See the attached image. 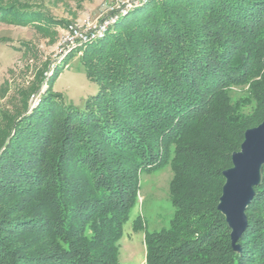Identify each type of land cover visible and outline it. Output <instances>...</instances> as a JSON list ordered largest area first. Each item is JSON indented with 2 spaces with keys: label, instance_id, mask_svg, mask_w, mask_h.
Returning a JSON list of instances; mask_svg holds the SVG:
<instances>
[{
  "label": "trees",
  "instance_id": "trees-1",
  "mask_svg": "<svg viewBox=\"0 0 264 264\" xmlns=\"http://www.w3.org/2000/svg\"><path fill=\"white\" fill-rule=\"evenodd\" d=\"M44 4L0 0V23L46 30ZM138 10L85 46L99 91L83 107L49 91L27 112L33 86L2 113L0 264H122L141 176L168 165L174 215L146 234V264H264V168L240 251L218 209L233 153L264 118V0Z\"/></svg>",
  "mask_w": 264,
  "mask_h": 264
},
{
  "label": "rangeland",
  "instance_id": "rangeland-1",
  "mask_svg": "<svg viewBox=\"0 0 264 264\" xmlns=\"http://www.w3.org/2000/svg\"><path fill=\"white\" fill-rule=\"evenodd\" d=\"M39 1L45 3L48 14L55 21L50 24L48 20L45 23L43 21L46 30L9 22L0 23L2 123H5L2 113L16 114L21 110L25 100L21 91L30 90L33 86H37V89L28 97L27 112L39 106L49 91L63 95L66 104L75 108L83 107L99 91V84L88 78L79 60L86 47L78 46L64 55L59 47L63 45L70 25L83 30L89 23L100 22L107 15L109 7H116L122 0ZM240 150L241 147L238 151ZM172 178L171 165L159 172L142 174L139 201L124 226V234L120 240L119 258L122 264H146V234L169 226L174 215L169 189ZM138 216L141 217L143 226L134 228L133 222Z\"/></svg>",
  "mask_w": 264,
  "mask_h": 264
},
{
  "label": "water",
  "instance_id": "water-1",
  "mask_svg": "<svg viewBox=\"0 0 264 264\" xmlns=\"http://www.w3.org/2000/svg\"><path fill=\"white\" fill-rule=\"evenodd\" d=\"M233 166L224 171L226 182L218 209L225 215L231 229L234 250H241L237 243L249 225L247 209L261 184L264 168V120L249 128L241 150L232 155Z\"/></svg>",
  "mask_w": 264,
  "mask_h": 264
},
{
  "label": "built area",
  "instance_id": "built-area-1",
  "mask_svg": "<svg viewBox=\"0 0 264 264\" xmlns=\"http://www.w3.org/2000/svg\"><path fill=\"white\" fill-rule=\"evenodd\" d=\"M154 0H122L116 7H109L107 15L100 21L89 23L88 27L80 30L73 25L68 27L64 37V43L59 47L62 55L67 54L78 46H86L88 43L100 40L112 30L121 19L128 14L147 6Z\"/></svg>",
  "mask_w": 264,
  "mask_h": 264
}]
</instances>
